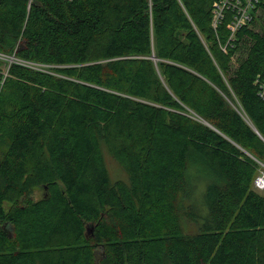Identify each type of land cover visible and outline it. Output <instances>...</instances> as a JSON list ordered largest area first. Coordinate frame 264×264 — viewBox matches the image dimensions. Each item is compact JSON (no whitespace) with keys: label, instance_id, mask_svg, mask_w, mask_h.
<instances>
[{"label":"trees","instance_id":"1","mask_svg":"<svg viewBox=\"0 0 264 264\" xmlns=\"http://www.w3.org/2000/svg\"><path fill=\"white\" fill-rule=\"evenodd\" d=\"M215 1L0 0V264H264V0Z\"/></svg>","mask_w":264,"mask_h":264},{"label":"built area","instance_id":"2","mask_svg":"<svg viewBox=\"0 0 264 264\" xmlns=\"http://www.w3.org/2000/svg\"><path fill=\"white\" fill-rule=\"evenodd\" d=\"M263 0H217L214 3V15L212 24L215 28L224 20L226 12L230 11L231 36L244 25L251 22L258 14V10ZM255 186L258 189H264V178L258 177L255 180Z\"/></svg>","mask_w":264,"mask_h":264},{"label":"rangeland","instance_id":"3","mask_svg":"<svg viewBox=\"0 0 264 264\" xmlns=\"http://www.w3.org/2000/svg\"><path fill=\"white\" fill-rule=\"evenodd\" d=\"M0 58L7 59L10 62L23 63V64H26V65H28L30 67H34V68H38V69H45L44 66L41 65V64L22 61V60L14 58L13 56L10 57V56L0 55ZM109 155L110 154L107 152L106 161H107V166H108V169H109V172H110L112 180L115 181L117 179H122V180L128 181L129 177H128L127 172L122 168V166L111 155L110 156ZM258 177L264 178V172L261 175H259ZM260 191H263V189H261ZM42 192L43 191H41V190H37L36 193H35V196L36 197L37 196L38 197H42ZM195 201L200 203V201H201V193L200 192H196L195 193ZM199 219L201 220V218H199ZM183 223L185 225V230L186 231L192 232V231H195V230L198 229V225L197 224H191V223H187L186 224V220H184Z\"/></svg>","mask_w":264,"mask_h":264},{"label":"water","instance_id":"4","mask_svg":"<svg viewBox=\"0 0 264 264\" xmlns=\"http://www.w3.org/2000/svg\"><path fill=\"white\" fill-rule=\"evenodd\" d=\"M91 231V227H88V232Z\"/></svg>","mask_w":264,"mask_h":264}]
</instances>
